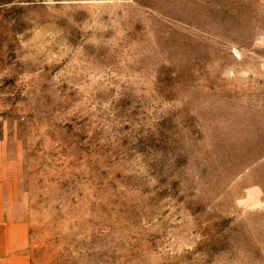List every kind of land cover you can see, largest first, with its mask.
<instances>
[{
  "label": "rangeland",
  "instance_id": "obj_1",
  "mask_svg": "<svg viewBox=\"0 0 264 264\" xmlns=\"http://www.w3.org/2000/svg\"><path fill=\"white\" fill-rule=\"evenodd\" d=\"M0 143L28 264H264V0H0Z\"/></svg>",
  "mask_w": 264,
  "mask_h": 264
},
{
  "label": "crops",
  "instance_id": "obj_2",
  "mask_svg": "<svg viewBox=\"0 0 264 264\" xmlns=\"http://www.w3.org/2000/svg\"><path fill=\"white\" fill-rule=\"evenodd\" d=\"M2 150L0 143V155ZM28 244L26 209L12 191L9 179L0 174V264H28L25 257Z\"/></svg>",
  "mask_w": 264,
  "mask_h": 264
}]
</instances>
